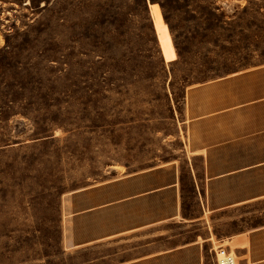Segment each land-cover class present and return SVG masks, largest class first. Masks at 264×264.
I'll return each instance as SVG.
<instances>
[{"label":"rangeland","instance_id":"rangeland-1","mask_svg":"<svg viewBox=\"0 0 264 264\" xmlns=\"http://www.w3.org/2000/svg\"><path fill=\"white\" fill-rule=\"evenodd\" d=\"M176 201L264 264V0H0V264H104Z\"/></svg>","mask_w":264,"mask_h":264},{"label":"crops","instance_id":"crops-1","mask_svg":"<svg viewBox=\"0 0 264 264\" xmlns=\"http://www.w3.org/2000/svg\"><path fill=\"white\" fill-rule=\"evenodd\" d=\"M176 184L173 181L162 188L120 197L103 206L116 209L125 204H136L144 197L161 193ZM175 196L180 198L178 192ZM228 206L219 205L206 211L202 205L198 214L190 216L184 212L183 202L176 201L173 212L169 214L153 216L125 228L120 225L118 229L92 241L106 240V253L101 256L104 264H217L214 249L222 247L228 251L224 239L216 238L214 228L205 229L204 219L208 213L221 211ZM236 235L237 232H232L228 239Z\"/></svg>","mask_w":264,"mask_h":264},{"label":"built area","instance_id":"built-area-1","mask_svg":"<svg viewBox=\"0 0 264 264\" xmlns=\"http://www.w3.org/2000/svg\"><path fill=\"white\" fill-rule=\"evenodd\" d=\"M214 252H215V257H216L217 264H220V261L218 259V254H223L224 256H228V252H226L225 249H223L222 247L218 248V250L214 249ZM225 264H229V263L227 262Z\"/></svg>","mask_w":264,"mask_h":264},{"label":"water","instance_id":"water-1","mask_svg":"<svg viewBox=\"0 0 264 264\" xmlns=\"http://www.w3.org/2000/svg\"><path fill=\"white\" fill-rule=\"evenodd\" d=\"M147 4H149V1H147Z\"/></svg>","mask_w":264,"mask_h":264}]
</instances>
